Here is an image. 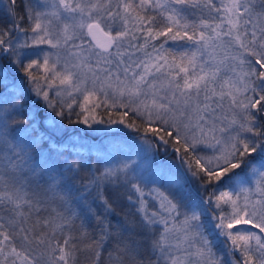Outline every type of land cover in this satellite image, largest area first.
<instances>
[{"label": "snow or ice", "instance_id": "snow-or-ice-1", "mask_svg": "<svg viewBox=\"0 0 264 264\" xmlns=\"http://www.w3.org/2000/svg\"><path fill=\"white\" fill-rule=\"evenodd\" d=\"M0 264H264V0H0Z\"/></svg>", "mask_w": 264, "mask_h": 264}, {"label": "rangeland", "instance_id": "rangeland-1", "mask_svg": "<svg viewBox=\"0 0 264 264\" xmlns=\"http://www.w3.org/2000/svg\"><path fill=\"white\" fill-rule=\"evenodd\" d=\"M77 128H78V130L77 131H73L72 134L73 135H77L78 134L79 137L83 138L85 143L93 142V138H96L97 140L99 139L98 134L91 133L90 130L86 128V126H78ZM114 130L115 129H113V131ZM82 133L85 134V135H83ZM157 159H159V157Z\"/></svg>", "mask_w": 264, "mask_h": 264}, {"label": "trees", "instance_id": "trees-1", "mask_svg": "<svg viewBox=\"0 0 264 264\" xmlns=\"http://www.w3.org/2000/svg\"><path fill=\"white\" fill-rule=\"evenodd\" d=\"M78 130V128H76L75 130H73V131H77ZM83 134V133H82ZM83 135H85V134H83Z\"/></svg>", "mask_w": 264, "mask_h": 264}]
</instances>
